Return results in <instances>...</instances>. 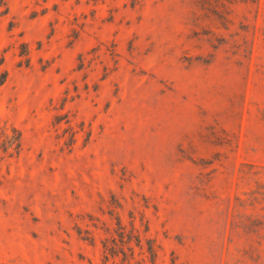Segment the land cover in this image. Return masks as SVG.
I'll return each instance as SVG.
<instances>
[{"label":"rangeland","instance_id":"rangeland-1","mask_svg":"<svg viewBox=\"0 0 264 264\" xmlns=\"http://www.w3.org/2000/svg\"><path fill=\"white\" fill-rule=\"evenodd\" d=\"M118 219L264 264V0H0V264H137Z\"/></svg>","mask_w":264,"mask_h":264},{"label":"trees","instance_id":"trees-1","mask_svg":"<svg viewBox=\"0 0 264 264\" xmlns=\"http://www.w3.org/2000/svg\"><path fill=\"white\" fill-rule=\"evenodd\" d=\"M19 136L20 134L18 135V137ZM18 137H16L14 140L5 139L4 146L6 147V149L10 147V145H12L15 140L17 142L16 146H18ZM240 171L242 172V175L248 173V171L243 170V168H240ZM260 172L262 171L259 168L253 170V173L255 174H259ZM119 221L120 220L118 219V221L116 222L118 228L114 231L116 235H110L101 241L105 259L108 260L110 256L117 255L119 254V252H121L123 254L122 262H131L134 253L133 246L131 244L133 242L135 245L139 246L142 249L143 253L145 252L146 254V256L141 257L137 264L144 263L146 261V257L149 261H151L150 263L152 264L155 261L157 251L153 243L154 240L152 238L145 237V233L147 231L146 223H144V228L141 231L133 225L132 221L130 222V226L128 229ZM143 240L145 241L144 244Z\"/></svg>","mask_w":264,"mask_h":264}]
</instances>
